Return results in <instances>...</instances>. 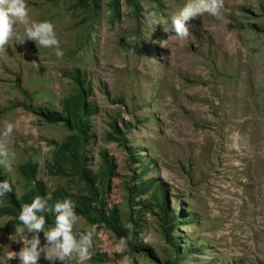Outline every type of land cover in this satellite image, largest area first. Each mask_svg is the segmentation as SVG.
<instances>
[{
	"label": "rangeland",
	"instance_id": "374dc122",
	"mask_svg": "<svg viewBox=\"0 0 264 264\" xmlns=\"http://www.w3.org/2000/svg\"><path fill=\"white\" fill-rule=\"evenodd\" d=\"M184 3L26 0L64 56L0 50V264H19L10 235L37 195L74 202V233L95 228L83 264H264V0H224L185 38L151 31L149 12Z\"/></svg>",
	"mask_w": 264,
	"mask_h": 264
},
{
	"label": "clouds",
	"instance_id": "9594fccd",
	"mask_svg": "<svg viewBox=\"0 0 264 264\" xmlns=\"http://www.w3.org/2000/svg\"><path fill=\"white\" fill-rule=\"evenodd\" d=\"M224 9V0H185L183 6L169 17H158L156 13L149 12L146 19L151 31L156 25H160L165 32L171 31L176 36L185 38L189 35L186 22L190 18L205 13L219 18ZM20 24L24 26L23 34L17 27ZM26 38L43 48H54L57 58L64 56L52 22L30 21L26 0H0V50L14 43L23 44ZM12 131L13 124L8 123L2 134L8 136ZM10 154L5 146L0 145V157H8ZM11 191L8 180H0V196ZM49 211L54 213L53 222L52 226L46 228L43 213ZM77 219L75 205L70 198L65 197L49 206L47 198L39 195L33 197L30 203L22 205L17 216L20 224L14 225V234L10 235L11 240L22 241L23 246L8 257L18 258L19 264H37L43 254L53 264L57 260L67 264L74 258H78L83 264L90 257L89 249L92 247L95 228L89 227L82 233H74L73 226ZM26 232L31 233V236L27 237ZM40 232H43L47 241L44 245L40 244ZM120 244L124 246L125 241L121 239Z\"/></svg>",
	"mask_w": 264,
	"mask_h": 264
}]
</instances>
